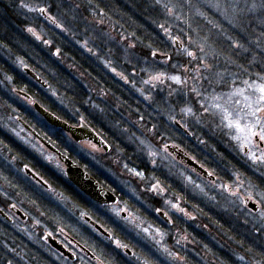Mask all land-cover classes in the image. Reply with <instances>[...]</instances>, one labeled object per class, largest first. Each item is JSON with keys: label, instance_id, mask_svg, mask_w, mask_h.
Segmentation results:
<instances>
[{"label": "clouds", "instance_id": "clouds-1", "mask_svg": "<svg viewBox=\"0 0 264 264\" xmlns=\"http://www.w3.org/2000/svg\"><path fill=\"white\" fill-rule=\"evenodd\" d=\"M0 264H264V0H0Z\"/></svg>", "mask_w": 264, "mask_h": 264}]
</instances>
